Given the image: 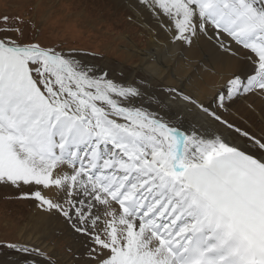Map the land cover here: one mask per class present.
Listing matches in <instances>:
<instances>
[{
    "label": "snow or ice",
    "instance_id": "obj_1",
    "mask_svg": "<svg viewBox=\"0 0 264 264\" xmlns=\"http://www.w3.org/2000/svg\"><path fill=\"white\" fill-rule=\"evenodd\" d=\"M134 3L165 55L120 79L42 39L71 3L0 13V190L67 228L0 264H264V0Z\"/></svg>",
    "mask_w": 264,
    "mask_h": 264
},
{
    "label": "rangeland",
    "instance_id": "obj_2",
    "mask_svg": "<svg viewBox=\"0 0 264 264\" xmlns=\"http://www.w3.org/2000/svg\"><path fill=\"white\" fill-rule=\"evenodd\" d=\"M34 2L73 5L72 11L77 17L73 25L59 35L46 29L42 39L55 44L70 35L74 43L66 46H78L95 53L92 62L96 65L113 62L118 66H135L140 58H132L130 48L144 50L152 39L144 17L140 21L128 19L135 12L130 0H0V13H20L38 20L39 13L32 12L29 7ZM12 195L11 190H0V237L20 234L22 228L30 225L29 219L35 209L29 202L6 199ZM62 231L57 229L55 234ZM47 233L52 234L50 230ZM65 242L69 243V239Z\"/></svg>",
    "mask_w": 264,
    "mask_h": 264
},
{
    "label": "bare ground",
    "instance_id": "obj_3",
    "mask_svg": "<svg viewBox=\"0 0 264 264\" xmlns=\"http://www.w3.org/2000/svg\"><path fill=\"white\" fill-rule=\"evenodd\" d=\"M132 3L131 5L135 8L134 0H130ZM144 24L148 27L154 23V21L151 19V16L148 12H144ZM152 39L148 41V44L144 50L131 47L130 50L133 52L132 58H140L139 64H136L135 66L125 67V66H118L113 62L108 63H101L98 65L102 69H107L111 75L116 77L117 79L121 78V75H123L124 78L128 77H136L142 74V71L144 69L145 64L148 62L149 57L145 55V53L154 51L155 55L163 56L165 55L164 51V41L161 40L159 42V45L157 44V41L153 38V35L151 33ZM137 60V59H136ZM179 71V69H178ZM29 224L27 227L22 228V230L32 228V229H44L45 232H50L52 234H55L57 229H61L64 231V233H67V228L64 226L61 222L56 220L55 218H48L44 216L43 214L39 213L36 209L33 210V214L30 216ZM21 230V231H22ZM72 241L69 239V243ZM0 259H3V256L0 255Z\"/></svg>",
    "mask_w": 264,
    "mask_h": 264
},
{
    "label": "clouds",
    "instance_id": "obj_4",
    "mask_svg": "<svg viewBox=\"0 0 264 264\" xmlns=\"http://www.w3.org/2000/svg\"><path fill=\"white\" fill-rule=\"evenodd\" d=\"M65 40H66L67 42L71 43V42H73V37L70 36V35H66V36H65Z\"/></svg>",
    "mask_w": 264,
    "mask_h": 264
}]
</instances>
